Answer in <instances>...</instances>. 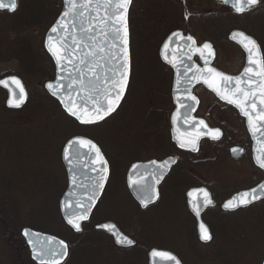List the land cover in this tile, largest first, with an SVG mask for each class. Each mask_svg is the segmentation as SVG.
Wrapping results in <instances>:
<instances>
[{"label":"flooded vegetation","instance_id":"obj_1","mask_svg":"<svg viewBox=\"0 0 264 264\" xmlns=\"http://www.w3.org/2000/svg\"><path fill=\"white\" fill-rule=\"evenodd\" d=\"M130 10L129 31H131L130 41L133 48H131L130 61L132 65L131 81L135 66L141 58L142 51L137 52V49L141 48L143 50L145 47L151 50V52H148L152 55L150 57H155L156 71H162V74H164L166 87L164 90L163 88H156L157 86L154 88L153 83L149 86L151 88L149 93H154V102H157V104H154L153 100L151 102L156 107V114L153 117V129L143 132L140 142L137 143L139 148L134 150L133 154L127 159L130 165L128 169L123 170L116 166L117 158L106 152L101 143L95 140L94 137H87L101 148L110 168L106 188L93 212L92 218L96 216L98 207L104 203L105 199L112 198L115 187H120L115 182V178H118L123 190H126L127 199L135 205L133 213L140 224L138 233L132 234L124 225L115 221H106L115 223L126 237L135 242V244L128 247L117 245L110 233L96 229L98 225L106 222L88 228L87 231L94 234L90 235L89 238H93L99 246H102L104 253L110 254L106 264H150V255L155 250L173 254L181 264H210L215 262L219 264H264V212L256 213L264 209L262 207L264 201L236 211H228L224 208V205L234 196L254 189L264 181V173L256 167L254 159H252L253 142L247 131L245 120L236 109L216 99L214 94L200 85L194 90V94L200 101L195 116L197 119L206 122L210 129L219 132L217 134L220 139H204L197 153L180 149L173 140V125L171 122L176 110L172 91L174 90L175 72L161 60V49L165 42L172 34L182 32L185 36L195 38L199 46L205 43L213 44L217 52L213 64L214 68L224 72L218 64L219 46L216 42L220 41V38L226 39V23L238 19V21L243 22L242 25H250L249 27L256 35H264V25L261 26L262 23L256 22L258 14L264 12V0H259L257 5L248 8L241 15L236 13L223 0H133ZM2 12L12 14L9 11ZM4 23H36L28 33H25V37L28 35L30 39L34 38L35 42L41 41L43 38L44 43L46 34L54 24L52 23L45 31L43 29L39 32V28H43L42 21H11L6 19ZM131 23H133V26ZM194 23H200L201 35H197L191 28ZM135 28L139 30L140 35L135 34ZM234 31H242L251 37L253 36L241 29L232 30L228 35V41L231 44L229 38ZM5 33L9 34L8 32ZM0 36L12 39L18 38L16 35L11 37L3 34ZM253 38L255 37L253 36ZM244 55L243 53L245 65ZM195 61L201 65L198 57ZM145 66L146 68L149 67L148 64ZM242 69L236 74H239ZM144 84L143 87L147 91ZM129 89L121 106L124 105L129 96ZM209 97L212 99L211 104L210 100H207ZM206 100L207 104L205 103ZM134 103L138 106L136 102ZM233 149L239 150V152H236L237 156L240 155L238 159L234 157ZM169 160H172L174 164L167 172H163L161 167L147 166L152 162L161 164ZM135 164H142L143 166L139 174L141 183L144 185L149 183L151 186L158 185V199L155 203L148 204L147 207L142 206L143 204L135 199L128 186L129 172ZM227 166L230 168H227ZM160 173H163V175L160 176ZM110 185L115 187L110 189ZM203 189L210 193L213 201V205L206 208L200 206V209L203 208L201 212L202 221L208 226L212 236L210 243L202 241L199 232V218L192 211L189 202V192ZM66 191L65 188L62 197ZM145 200L148 202V199ZM154 216L158 221H161L163 226V220L173 219L177 221L181 232L179 236H182L180 245L173 242L176 239L173 234L167 237L158 236L157 238L153 232L147 229L148 220ZM92 218L84 225L81 233H75L68 227L74 234L73 240H76L77 235L86 231L85 227L91 224ZM129 220L130 218L126 222L128 223ZM248 229L251 231L249 232ZM232 233L241 241H243V238L247 239V236L252 235L251 241L249 243L239 242L226 245L212 244L217 234L227 235L230 238ZM153 236L155 238L151 239Z\"/></svg>","mask_w":264,"mask_h":264},{"label":"water","instance_id":"obj_2","mask_svg":"<svg viewBox=\"0 0 264 264\" xmlns=\"http://www.w3.org/2000/svg\"><path fill=\"white\" fill-rule=\"evenodd\" d=\"M224 1V0H223ZM3 3L6 5H10L11 3H15L16 7L15 10H11L10 7L0 8L2 11H10L15 12L18 8V0H2ZM64 7L63 11L58 18V20L55 22V24L51 27H57L59 30V33H63V29H59V24L61 20L65 19L64 13L65 12H72L73 10L69 6L68 0H63ZM259 3V2H258ZM103 4L104 0H94L91 7L88 9L89 15L87 17L83 18V26L81 23V17L78 15V13L81 11L80 8L75 9V15H70L67 19V23L69 25L72 24L73 20L75 21V27L70 29V34L68 35L67 43L69 44V49L74 47L72 44L73 37H76L78 40L83 41L82 44L79 45L81 51L77 53V56H85V54L89 51L94 53V56L86 57V59L89 61L88 64H82L79 62L78 59L73 60L72 65H67L65 69H61L60 63L57 62L56 57L53 55L52 51H49V37H57L58 33H53L51 29L49 30L48 34H46V40H45V48L52 58L55 67H56V78L54 81L48 82L44 87L48 94H50V97H53L55 100H57L60 105L62 106L65 113L72 119H74L78 124L81 126H95L104 123L108 119H110L113 115H115L118 110L121 108V105L123 104L126 95L130 86L131 82V75H132V65H131V31L130 30V9L132 8V3L128 7L127 12V31H128V56H129V75H128V82L127 86L125 88V91L123 93V96L121 100L119 101V106L116 108L114 112L107 115L104 120L95 122V123H81L79 120L76 119V117L72 116L66 108V105L71 104L72 102H76L77 104H85L86 103V97L85 93L90 92L92 95L96 96L98 99H102L101 93L96 92L92 89L91 84L89 83L92 81L95 83L96 88L100 89L101 92L103 89L108 88L112 82L113 79V67L117 63L112 58V53L118 52L119 48H113L112 44V35H111V22L108 20H99L96 18L97 12L99 13L100 17L104 16L103 11ZM229 4L236 13V6L234 4V0H230ZM257 5V4H256ZM255 6V5H254ZM243 7L245 8V11L250 8L247 6V4H244ZM252 7V6H251ZM244 11V12H245ZM243 12V13H244ZM242 14V13H238ZM89 22L95 23L96 27L91 33H86L84 31V27H86ZM103 30V31H101ZM107 32L109 35L105 36L103 33ZM243 34V35H240ZM92 36L93 39L89 40L88 37ZM244 36H247L251 40L255 41V44L258 46V51H254L253 55L251 56V59L257 60L261 62V65H264V55L261 49L260 44L253 38V36H249L248 34L242 32V31H234L230 35V41L234 44H236L238 47L241 48V50L244 52L245 56V66L242 69V71L239 74H236L233 76V74H229L226 72H222L216 68H214V62L216 60L217 52L211 43H205L201 46L198 45L195 38H192V36H185L182 32H176L168 38V40L165 42V44L162 47L161 56L163 62L167 64L169 67L174 70V90L173 91V97H174V103H175V113L173 115L172 125V135L173 140L177 144V146L182 150H188L193 153H197L201 142L205 139H211V140H217L220 139V136L217 135L216 130L210 129L208 124L201 119H197L195 114L197 112V109L199 107L200 101L198 100L197 96L194 94V90L196 87L202 85L210 91L212 94L216 96V99L220 100L221 102L225 103L227 106H230L237 110V112L240 114V116L245 120L246 122V128L247 131L252 139L253 142V158L254 163L258 169H260L264 173V167L261 165L264 164V120L259 119L257 116V112L252 111L251 109H248V111L252 115V119L249 120L247 116L244 115L243 110L238 107L236 104H230L228 102V98L234 99L235 96L233 95L232 88L235 86L234 82L229 85L228 81H224L221 79V77L212 76V79L210 83H205V80L208 79L209 73L208 69L212 68L215 69L216 72L220 73L222 76H228V77H240L244 78L243 74L245 73V70L247 67H249V53L247 49L244 47L245 44H247V41L244 39ZM188 37H191L192 39H187ZM53 45L57 44V40L53 39L52 41ZM85 45H91V47L85 48ZM204 45H209V48H205ZM167 46V47H166ZM248 47H251V45H248ZM99 48H103V51H99ZM201 50L203 55L201 54ZM209 51L212 53L211 56L208 55ZM198 57L201 65L197 64L195 59ZM207 60V65L205 64V61ZM95 65V66H93ZM261 65H252L254 71L258 69ZM92 69V71H89V69ZM187 70V71H186ZM69 71L71 72V76L69 75ZM95 73L97 76H99V80L95 79V76H93L92 73ZM196 76L195 79H193V76ZM249 75H252L251 73ZM253 79H259V77H253ZM18 80L19 83H16L15 81ZM107 81V82H105ZM75 82V83H73ZM81 82L84 84V89L82 91L81 89ZM52 85V88L50 89L48 85ZM63 87H60V86ZM242 87H247V85H241ZM0 88L4 89L7 94V108L11 110H21L26 107L28 101H29V91L23 82V80L20 77L16 76H8L0 80ZM21 88L23 89V100L20 102L19 107H15V103L20 101L21 97ZM55 93V94H54ZM190 97H195V99H190ZM227 97V98H224ZM184 105H190V107H185ZM87 106L91 108V101H87ZM258 110L264 111V109H261V106L258 105ZM81 114V113H78ZM85 119L89 118L88 113H83ZM201 121L203 123H201ZM77 138H82L86 140H90L86 137L82 136H76L65 145L63 154H62V160L63 164L66 168L67 175H68V188L66 193L64 194L63 198L60 202V212L62 215V218L66 225L70 227L75 233H81L84 229V225L88 223L92 218L93 212L95 211L96 207L99 204V201L104 193L105 186L107 185L109 174H110V168L109 164L107 162V179L104 182V186L102 189L96 188V183L99 179V176L96 171H94L95 168H99V164L93 163L94 158V152L88 151L87 148H81L80 149V157H77V154L75 151L69 152L68 145L72 141H74ZM195 141L197 146V151H192L191 147L189 145L190 141ZM92 141V140H90ZM94 144H96L94 141H92ZM181 143H184L185 145H188L186 147H181ZM97 147H99L96 144ZM73 148H75V145H73ZM100 148V147H99ZM101 150V148H100ZM233 155L235 158H239L240 155L237 156L236 152L238 149H233ZM102 155L103 152L101 150ZM66 154L69 156L68 159L65 158ZM103 158L106 160L105 156ZM107 161V160H106ZM173 161L169 160L166 161V163L156 164L155 162L147 164V166L151 167H161L163 172H167L170 167L173 165ZM142 164H135L132 166L130 172H129V187L131 190V193L144 206V201L148 197L147 204L155 203L158 199V185L151 186L148 184H143L140 182V171L142 169ZM135 182V183H134ZM204 192H207V190H193L189 192V202L190 206L192 208V211L198 216L200 226H199V232L202 236L203 230L202 225L204 228H207L208 233L211 235L210 230L208 226L202 221L201 215L203 208H206L207 206L213 205L212 197L209 192H207L209 195L208 197L204 196ZM248 193L249 197L251 198L252 194H255L257 196V199L254 201H251L248 204H242L239 207L235 209H228L225 208L228 211H236L241 208H247L253 204L259 203L261 201H264V181L259 184L254 189H251L246 192H242L240 194H237L234 196L230 201H236L239 203L240 199L244 197V194ZM94 195V199H89V197H92ZM203 198V201H202ZM207 199H211L212 203L208 204L206 201ZM229 202V201H228ZM227 202V203H228ZM226 203V204H227ZM200 206H203L202 209H200ZM77 215H83L86 216L83 220H77ZM69 220H73L76 223H79L81 226L80 231H76L75 228L72 226V224L69 223ZM118 226L113 222H106L103 224H100L97 226V230L104 231L107 233H110L114 239L117 245L122 247H128L135 242L128 237H126L120 230L117 228ZM27 233V235H26ZM21 236L26 244V249L29 250L28 253H30V258L33 261L34 264H66L67 261L71 257V245L70 243L54 234L41 232L38 230H34L30 227H25L22 229ZM132 241L131 244H127L126 242H119V241ZM212 240V239H211ZM211 240L205 241L202 239L205 243H210ZM61 241L64 242L68 247L66 250V255H53L49 250L50 249H61ZM43 249V254L38 256L37 252ZM167 253L173 256V254L168 252H162V251H153L150 255V264H175V261H171L168 259L167 256H159V255H153V253ZM176 257V256H175ZM176 259H178L176 257ZM181 264V262H180Z\"/></svg>","mask_w":264,"mask_h":264},{"label":"trees","instance_id":"obj_3","mask_svg":"<svg viewBox=\"0 0 264 264\" xmlns=\"http://www.w3.org/2000/svg\"><path fill=\"white\" fill-rule=\"evenodd\" d=\"M63 10V0H29L26 3L19 5V9L14 14H7L0 11V18H4L11 21H20V20H36L37 17L43 16L47 20V24H43L44 30L48 29L52 23H54L59 14H61ZM24 13H27L26 16ZM58 14L55 21H52L54 17ZM24 15V16H22ZM52 21V23H51ZM258 23H264V12L258 14L257 17ZM232 23V22H231ZM10 23H6L3 26V30L6 27H9ZM12 24V23H11ZM36 24V23H35ZM34 23H15V28L9 27L8 33L10 35H16L18 38H7L4 36H0V63L1 62H10V61H17L21 66L22 70L19 73V76L23 78L25 83H35L38 79L42 81V91L41 95L34 99L33 96H30L29 102L27 106L18 111H13L7 108L6 101H7V94L3 89H0V126L5 129H12L18 130L22 126H26L30 128H37V129H46L45 132H38L37 135L33 136L29 142H27L28 148H30L33 154V158L29 159L27 154L29 151L24 150H17L16 152L13 151L12 157L15 162V166L11 169H4L2 168L1 164L4 162L5 164L10 163L11 158L7 157L5 151L3 154L0 153V237L1 240L7 244L9 247L13 246L19 251H25L24 253L28 254L26 249L25 242L21 236L22 229L25 227L33 228L34 230L39 229L43 231L50 232L51 230H45L46 227L35 225L32 223L22 224L20 217H19V208H13L10 205L9 201H6L7 198L4 196L7 195L9 189L8 187L12 185L13 182L16 181L17 185H22L21 187L28 188L27 191L29 192H37L33 193L35 195L44 194L45 190L51 187L54 180L58 177L52 171H50L48 165H46V161H53L57 159L58 163L64 167L62 162V152L63 147L65 144L73 138L74 134L73 131L76 128L81 129L85 128L80 126L76 121H74L71 117H69L62 109L60 104L50 97L48 93L45 91V83L48 81L54 80L56 75V68L51 59L48 55L44 39L40 41V43H32L30 40V36L26 35L28 31L35 25ZM228 24V23H226ZM133 26V23H131ZM131 26V27H132ZM235 29H241L253 35L256 40L260 43L263 55H264V35H256V33L249 27L250 25H242L238 23ZM233 29V30H235ZM264 30V29H263ZM12 37V36H11ZM25 37V38H24ZM228 34L226 36V42L230 44L228 41ZM133 49V48H132ZM11 74H6L8 76ZM132 82L129 89V94L131 91ZM144 88V87H143ZM152 92L142 93V96L139 98L138 106H144V119L142 118V114L140 113V121L139 125L133 130L135 132L140 131L139 133L142 134L143 132L150 131L153 129L154 120L153 115L156 114V107L152 102L151 96ZM157 98V97H156ZM155 98V99H156ZM154 100V99H153ZM141 101L143 103H141ZM155 101V100H154ZM157 104V102L155 103ZM122 107L119 112L112 117L108 122L104 123L107 124L111 121L116 122L117 130L122 127V129L126 130L128 125L126 124V120L124 121L121 118L122 115ZM141 122V124H140ZM143 123L146 125L143 127ZM102 124V125H104ZM114 124V123H113ZM89 128V127H88ZM138 133V134H139ZM44 134V136H42ZM78 135V134H77ZM40 138H44L42 145L36 143V140ZM41 152L40 155L38 153ZM28 158V159H27ZM4 164V165H5ZM55 166V164H54ZM65 170V168H64ZM66 174V173H65ZM56 178V179H55ZM65 188L68 185L67 175H65ZM58 183L59 180L57 179ZM57 183V182H56ZM64 188V189H65ZM65 191V190H64ZM61 194V192H60ZM59 195V192L58 194ZM56 198V197H55ZM60 200L59 196L54 199V201L50 202L51 209L53 210V219L58 221V224L55 225V222L52 223L53 225L50 226L54 229L57 235L61 237H65L66 229L69 228L66 226L61 213H60ZM15 210L14 213L12 210ZM36 217V216H35ZM45 218V216H43ZM39 219L38 217H36ZM41 220V219H40ZM26 222V221H25ZM48 222V221H46ZM50 223H48L49 225ZM39 226V227H38ZM43 227V228H40ZM85 232L83 234L77 235L76 240H71L72 246V259L73 260L76 256L79 260L80 255L85 260L88 258L96 259L102 252V246H99L97 242L93 240V238H89L90 235H94L91 231H87L85 227ZM71 231V230H70ZM72 232V231H71ZM52 233V232H50ZM73 233V232H72ZM55 234V233H54ZM236 237L234 241H237ZM233 241V242H234ZM242 242H247V239H243ZM22 254V253H21ZM20 254V255H21ZM30 257V254H29ZM77 259L75 261H77ZM18 260V259H17ZM30 258L28 259L30 263ZM70 260V261H71ZM88 260V261H89ZM24 261V260H22ZM33 263V262H32ZM34 264V263H33Z\"/></svg>","mask_w":264,"mask_h":264},{"label":"rangeland","instance_id":"obj_4","mask_svg":"<svg viewBox=\"0 0 264 264\" xmlns=\"http://www.w3.org/2000/svg\"><path fill=\"white\" fill-rule=\"evenodd\" d=\"M27 1L29 0H18L19 5H22L26 3ZM26 14L27 13H24L25 16ZM57 16L58 14L54 17V19H52V21H55ZM5 20L4 18H0V35L4 34V35L13 36L14 34L10 35L5 32L9 30L8 29L9 27L15 28L14 26L15 23H12V24L10 23L9 27L4 28L3 30V26L4 24H6L4 23ZM36 20L42 21L44 25L47 24L46 23L47 20L43 16H41V18L37 17ZM1 22H3L4 24ZM238 23H243V22L238 21L237 19V20H233L232 23L226 24V36L227 34L229 35L233 29L238 27L237 26ZM263 25L264 23H262L261 26ZM191 28L197 35H201L200 23H194L193 27ZM40 31H43V29L39 28V32ZM135 32L137 36L140 35L139 30L136 28H135ZM30 41L32 43H36L34 38H32ZM226 41L227 40L225 38L223 39L220 38V41L216 42L217 46H219L218 64L220 68L224 70V72L234 75L242 69L244 65V57H243L242 51L236 45L231 44V43L228 44ZM37 42L40 43V41H37ZM139 51H142L141 58L140 59L138 58L139 62L135 66V71H133L134 76L131 81L132 82L131 91H130V94L126 102L124 103L122 107L123 113L121 115V118H123L124 121L126 120L127 122L126 124L128 125V128L124 130L121 127L120 129L117 130L116 122L111 121L107 124L99 125L98 127L91 126L89 128L85 127V128H81L78 130L75 128L72 133L74 134V136L94 137L95 140L101 143V145L103 146L106 152H109L110 155H114L113 157L117 158L116 166H118L119 168L123 170L128 169V167L130 166L128 164L127 159H129V156L133 154L134 150H137L139 148V144L137 143L140 142L141 137L143 135V131H142V134L139 133L140 131L138 132L133 131L137 127V125H139L140 113L142 114V118L144 119V113H143L144 106L143 105L137 106L134 102H137L139 100V98L142 96V93L146 94V92H149V89H151L149 88V86H151L152 83L154 85L153 86L154 88L157 86L156 88H163L164 90V88L166 87L164 83L165 82L164 74H162V71L161 72L156 71L157 66L155 64V57H150L152 55L148 53V52H151V50H148L144 47L143 50L141 48L137 49V52ZM147 64L149 65L148 68H146L145 66ZM20 66L21 65L17 61L1 62L0 63V78H3V76L6 74H13L16 76L19 75L20 71L22 70ZM143 83H145L144 85L147 88V91H145V89L143 88ZM27 86L29 88L30 96H33L34 99H37V97L41 95V91H42L41 86H43L42 81L38 82V79H37L35 83L27 82ZM149 98L153 100L154 93L151 94V96L149 95ZM207 100L208 101L210 100V104H211L212 102L211 97H209V99ZM207 100L205 101L206 104H207ZM141 103L143 102L141 101ZM153 116H155V114ZM146 125L143 123L142 126L145 127ZM45 131L46 129H37V128L29 129L26 126H22L18 130H15L14 128L8 130L0 126V153L3 154V151H5L4 154H6L7 157L11 158L10 163L5 164L4 162H2L1 164L2 168L11 169L13 166H15L16 164L12 157L13 151L16 152L17 150H24V151L31 150L30 148L26 147L27 146L26 143L29 142L31 138H33V136L37 135L38 132H45ZM42 136H44V134H42ZM43 140L44 138L37 139L36 143H39L42 145ZM127 153H130V154L127 155ZM40 154L41 152L38 153V155ZM27 157L29 159L33 158V154L31 151L28 152ZM118 159H121V160L119 161ZM46 162L47 163L45 166L47 167L48 165L50 171L53 170V172L58 177L57 179L59 180V183L57 179L55 178L56 180L53 181L51 187L45 190L44 194L35 195L33 193H37V192L35 191L29 192L27 191L28 188L21 187L22 185L21 186L17 185L16 181L15 182L11 181L13 183L11 186L8 187L9 190L6 191L7 195L4 196L7 199L6 201L3 200V202L8 203L9 201L10 205H12L13 208L15 207L19 208L18 212H19L20 220L21 222H23L22 224L26 225L27 222L32 223V224L35 223V225L46 227L45 230H51L50 232L52 233L37 229L38 231L46 232L50 234L55 233L54 235L59 236L57 235L58 232H56L54 229L50 227L53 225L52 223L54 222H55V225H57L58 221L56 219L55 220L53 219V210L51 209V206L49 203L54 201V199H56L58 196H59V199H62L61 197L65 190L64 189L65 188L64 178L66 175L65 174L66 171L64 170V168H62V165L58 163L57 159L55 160V163H53V161H46ZM227 168H230V167L227 166ZM2 180L3 179H0V181ZM115 182L120 187H115L113 185L109 186L110 189H113L115 187L112 198L107 199V200L105 199L104 203H102L98 207L99 209H98V212L96 213V216L92 218L93 220L90 224L91 226L87 225L86 229L90 227L93 228L94 226L102 222L115 221L121 225H124V227H126V229H128L130 233L137 234L140 228L139 227L140 224L138 223L137 218H135L136 216L133 213V211L135 210V205L130 200L127 199L128 197L126 196L127 195L126 190H123V187L120 185L121 183L120 180L118 178H115ZM58 192H59V195H57ZM262 207L264 208V206ZM14 211L15 210L13 209L12 212L14 213ZM261 212H264V209H262V211H257L256 213L259 214ZM35 216L38 217L39 219H37ZM43 216H45V218ZM128 218H130V220L127 223L126 220ZM244 221L246 222V220ZM248 222H250V220H248ZM48 223L50 224L48 225ZM163 223H164L165 228L161 224V221H158L155 216L150 217V219L148 220L147 229L153 232L157 238L158 236L167 237V236H171L170 234H173L176 238L173 242L177 243V245H180V242H181L180 239L182 236H179L181 232H180L177 221L173 219H166V220H163ZM43 227H40V228H43ZM248 230L249 232L251 231L250 229ZM217 232L219 233V231ZM236 237L237 236H235V234L233 233L231 234L230 238L227 235L221 236L217 234L212 244L226 245V244H234V243L242 242L241 240H238V239L237 241L236 240L234 241ZM251 237L252 235L247 236V243L251 241ZM61 238L67 240L68 242L69 241L72 242L71 240L74 239V234L70 230L66 229L65 237H61ZM152 238H155V236L151 237V239ZM4 242L1 240V237H0V264H33L31 260H30V263L28 261V259L30 258L29 253L26 254L24 253L25 251H19L13 246L9 247L7 244H5L6 242L5 243ZM102 252L103 253H101L96 259L89 260L90 258H88L89 261L85 260V258H82V255H80L79 260L77 259L78 256H76L73 260H71L73 258L72 257L73 255H72L70 259L71 261L69 260L68 264H106L109 258L108 256H110V254L108 253L106 254L104 253V251ZM76 259L77 261H75ZM210 264H219V263L215 262V263H210Z\"/></svg>","mask_w":264,"mask_h":264},{"label":"snow or ice","instance_id":"obj_5","mask_svg":"<svg viewBox=\"0 0 264 264\" xmlns=\"http://www.w3.org/2000/svg\"><path fill=\"white\" fill-rule=\"evenodd\" d=\"M70 8L73 10L70 12H65L64 17L65 19L61 20L59 24V29H63V33H59V30L57 27H53L51 31L53 33H58L57 37H49V51L53 52V55L56 57L57 62L60 63L61 69H65L67 65H72L74 59H78L80 63L82 64H88L89 61L86 59V57L94 56V53L89 51L85 54V56H77V53L81 51L79 45L83 43V41L78 40L76 37H73L72 44L74 47L69 49V44L67 43L68 35L70 34V29L75 27V21L73 20L72 24L69 25L67 23V19L70 15H75V9L80 8L81 11L78 13V15L81 17V23L83 26V18L87 17L89 15L88 9L91 7L94 0H68ZM230 0H224V3H229ZM259 2V0H234V4L236 6V11L238 13H243L245 11V8L243 7L244 4H247L248 7L254 6ZM132 3V0H104L103 4V11L104 16L100 17L99 13L97 12L96 18L99 20H108L111 22V35H112V41H113V48H119L118 52L112 53V58L117 61V63L113 67V79L108 88L103 89L101 92L100 89L96 88L95 83L90 81L91 87L96 92H100L102 99H98L96 96L92 95L90 92L85 93L86 97V103L85 104H77L76 102H72L69 105H66L67 111L74 117H76L77 120H79L81 123H95L101 120H104L105 117L112 112L116 110V108L119 106V101L121 100L123 93L125 91V88L127 86L128 82V75H129V56H128V31H127V12L128 7ZM10 7L11 10H15V3H11L10 5H6L5 3L0 0V8ZM96 27L95 23L89 22V24L84 27V31L86 33H91L94 28ZM103 31V30H101ZM105 36L109 35V33L104 32ZM243 35V34H240ZM53 39L57 40V44L53 45L52 41ZM89 40L93 39L92 36L88 37ZM187 39L191 40V37H188ZM244 39L247 41V44L244 45V47L247 49L250 59H249V67L246 68L245 73L243 74L244 78L240 77H228V76H222L220 73L216 72L215 69L209 68L208 73L209 77L205 80V83H210L212 76L221 77L222 80L228 81L229 85H231L234 82V87L232 88L233 95L235 96L234 99L228 98V102L230 104H236L238 107H240L244 115L249 118V120L252 119L251 113L248 111V109H251L254 112H257V116L259 119L264 120V111L258 110V105L261 106V109H264V65H261L260 61L251 59V56L253 55L254 51H258V46L255 44V41L251 40L247 36H244ZM248 45H251V47H248ZM85 48L91 47V45H85ZM167 47V46H166ZM205 48H209V45H204ZM99 51H103V48H99ZM201 54L202 50H201ZM209 56L212 55V53L209 51ZM205 64L207 65V60L205 61ZM252 65H261L258 67L256 71H254ZM95 66V65H93ZM89 71H92L90 68ZM187 71V70H186ZM252 75H249V74ZM93 76H95L96 80H99V76H97L94 72L92 73ZM69 75L71 76V72L69 71ZM259 77V79H253V77ZM196 76L194 74L193 79H195ZM16 83H19L18 80L15 81ZM107 82V81H105ZM75 83V82H73ZM241 85H247V87H242ZM81 89L83 91L84 84L81 82L80 84ZM48 87L51 89L52 85H48ZM60 87H63L62 85ZM21 97L20 101L15 103V107L20 106V102L23 100V89L21 88ZM55 94V93H54ZM227 98V97H224ZM190 99H195V97H190ZM87 101H91V108L87 106ZM185 107H190V105H184ZM81 113V114H78ZM83 113H88L89 118L85 119ZM201 123H203L201 121ZM218 135V134H217ZM73 145H75V148H73ZM189 145L191 147L192 151H197L196 142L190 141ZM188 145H185L184 143H181V147H186ZM69 152L75 151L77 154V157H80V149L81 148H87L88 151L94 152V158L93 163L99 164V168H95L94 171L97 172L99 179L96 183L97 189H102L104 186V182L107 179V161L103 158V155L101 153V150L99 147L96 146L92 141L77 138L69 145L67 146ZM66 159L69 158V156L66 154ZM264 167V164L261 165ZM162 167V166H161ZM160 176L163 175V173L159 174ZM135 183V182H134ZM208 193L204 192V196L208 197ZM249 194L245 193L244 197H242L237 203L236 201H229L227 204L224 205L225 208L228 209H235L239 207L242 204H248L251 201H254L257 199V196L255 194L251 195V198L248 199ZM89 199H94V195L92 197H89ZM147 199H150L148 197ZM208 204H211V199H207L206 201ZM144 207H147L148 204L146 200L143 202ZM86 216L83 215H77V220H83ZM69 223L72 224V226L75 228L76 231L81 230V226L79 223L74 222L73 220H69ZM203 230V234L201 236V239L205 241H209L212 239V236L208 233L207 228H204L203 225L201 226ZM27 235V233H26ZM119 242H126L127 244H131L132 241H119ZM62 248L61 249H50L49 251L53 255H66L67 245L64 244L63 241L60 242ZM43 254V249L37 252V255L40 256ZM153 255H159V256H167L169 260L175 261V264H180V261L176 259L175 256H171L167 253H153Z\"/></svg>","mask_w":264,"mask_h":264}]
</instances>
